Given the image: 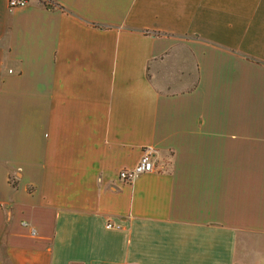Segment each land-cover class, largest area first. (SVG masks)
Here are the masks:
<instances>
[{"label": "crops", "instance_id": "1", "mask_svg": "<svg viewBox=\"0 0 264 264\" xmlns=\"http://www.w3.org/2000/svg\"><path fill=\"white\" fill-rule=\"evenodd\" d=\"M0 264H264V0H0Z\"/></svg>", "mask_w": 264, "mask_h": 264}, {"label": "built area", "instance_id": "2", "mask_svg": "<svg viewBox=\"0 0 264 264\" xmlns=\"http://www.w3.org/2000/svg\"><path fill=\"white\" fill-rule=\"evenodd\" d=\"M27 0H7L8 7L23 5ZM154 150L151 146L146 145L142 148L137 161L130 167L121 168L118 170V178L124 181H129L136 175L142 172H148L155 168L154 164ZM105 226L111 227V223L106 222Z\"/></svg>", "mask_w": 264, "mask_h": 264}, {"label": "rangeland", "instance_id": "3", "mask_svg": "<svg viewBox=\"0 0 264 264\" xmlns=\"http://www.w3.org/2000/svg\"><path fill=\"white\" fill-rule=\"evenodd\" d=\"M114 226V225H113ZM107 227V226H106ZM112 227V226H111ZM111 227H109V228H111ZM114 228H117L116 226H114Z\"/></svg>", "mask_w": 264, "mask_h": 264}]
</instances>
